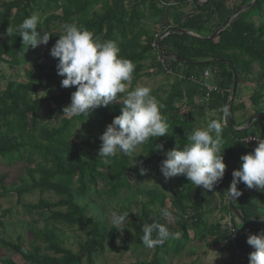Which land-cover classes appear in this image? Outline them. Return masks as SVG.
<instances>
[{
	"label": "trees",
	"instance_id": "trees-1",
	"mask_svg": "<svg viewBox=\"0 0 264 264\" xmlns=\"http://www.w3.org/2000/svg\"><path fill=\"white\" fill-rule=\"evenodd\" d=\"M253 1L208 0L199 5L196 0H162L164 4L160 6L158 0H151L149 5L147 0H133L127 8L125 0H65L63 5L60 0H45V6L42 8V0H10L1 5L0 63L15 68L36 62L37 47L29 46L26 49L16 28L23 19L37 12L42 14V23L38 24L37 30L41 35L47 32L50 41L54 38V26L76 23L102 40L115 41L120 48V55L134 65L149 57L151 53L154 54V73L163 74L174 81L166 105L171 111L168 135L151 138L137 149L140 150L142 166L146 170L153 164L160 168L167 150L177 144L182 148L187 142L186 134H191L194 128L192 114L201 115L203 118L205 108L220 111L227 107L233 91L232 69L237 76V88L240 83L248 80L255 66L261 72L258 82L264 80V23L255 27L249 22L253 17L263 16L264 0H258L239 20L231 23L217 37L208 39L193 36H199L202 32L213 34L222 27L216 23L218 17L225 13L234 14ZM192 2L195 6L193 14L180 16L175 26H168L160 35L152 38L153 40L142 44V40L148 37L147 30L139 27L142 20L148 17L161 19L172 13L179 14ZM230 3L232 9L229 7ZM98 7L101 8L100 11H96ZM59 11L62 13L55 14ZM10 26L13 29L11 37L7 35ZM161 38L160 51L154 45L158 47L157 43ZM159 57L162 63L158 60ZM57 64L58 58H53L52 71L49 74L43 72V67L37 64L36 75L29 74L30 82L26 85L7 82L5 92L0 94V161L11 165L25 158L40 160L44 165L39 172L40 179L35 180L31 175L35 180L32 186L12 190L13 194L17 195L19 200L23 195L33 192H39L41 195L54 194L59 199L57 203L47 204L45 200H40L41 208L48 205L51 222L69 228H80L88 239L85 243H80L79 251L74 253L64 247L63 241L52 227L46 226L40 232L43 248L36 246L26 249L21 241L14 244L1 239L0 243L4 249L19 257L21 264H95V257L107 252L114 253L120 249L124 253L131 251L140 255L153 249L152 260L141 264H167L171 255L180 254L184 246L191 241L189 232H192L195 238L214 237L210 247L217 246L226 238L232 247L243 250L244 255L251 253L244 227L237 225L229 204L225 206L224 211L231 215L234 234H231L229 229L221 232L218 227L208 228L205 220L208 209L215 206L217 200L223 202L227 198L225 193L233 179L232 173L240 167V157L245 154L241 152L242 148L248 151L240 143L241 139L254 135L264 136V117L255 121L248 130L236 129L238 125L235 114L240 107L243 108L236 104L237 88L230 110V120L225 117L226 125L223 126L221 134V151L226 164L222 180L209 191L200 186L196 187L184 178L185 188L176 192L172 199L174 211L178 213L175 216L176 229H172L163 216L151 209L159 197V192L141 189L139 191L145 195L147 203L141 206L139 214L129 213V218L126 219H129L128 226L120 229L107 227L103 222L89 216V205L80 204L78 200L89 197L100 184L103 186L104 195L109 199H117L123 192L132 191L134 186L129 176H136L132 159L123 155L107 159L99 157L100 144L97 141L82 142L89 151H68L69 143L78 128L82 131L85 125L94 128L111 123L114 117L121 114L120 106L113 104L100 107L93 110L89 116H72L71 119L58 120L60 122L53 128H47L53 116L65 114L63 108L71 102V94L76 90L75 86H61L64 77L57 74ZM170 71L183 74L185 79L178 80L168 74ZM206 71L211 72L209 83L220 91L211 93L208 98L205 88L189 81L191 76L201 78ZM42 91L47 93L45 98L40 97ZM263 97L261 94L253 96V106H259ZM184 100L185 108L189 109L188 115L176 106L177 102ZM204 101L207 103L204 104ZM251 118L253 116L247 119L245 125ZM160 144L163 145V151L156 149V145ZM2 188L5 189L3 186ZM238 190L242 193L249 188L244 183H239ZM263 201L264 192L250 194L234 201V207L248 225L250 235L264 231V214L258 208L259 202ZM152 222L165 224L171 232L178 233V237L151 249L145 247L141 241L142 225ZM153 235L155 236V233ZM240 263L247 262L241 260ZM0 264L18 263L0 258Z\"/></svg>",
	"mask_w": 264,
	"mask_h": 264
},
{
	"label": "rangeland",
	"instance_id": "rangeland-1",
	"mask_svg": "<svg viewBox=\"0 0 264 264\" xmlns=\"http://www.w3.org/2000/svg\"><path fill=\"white\" fill-rule=\"evenodd\" d=\"M10 0H0V12L1 5L4 2ZM207 0H196V2L203 3ZM238 2L240 0H237ZM45 0H42L44 8ZM127 8L130 7L133 0H125ZM151 0H147L149 5ZM60 4H65V0H60ZM200 5V4H199ZM230 9H232V3H230ZM195 6L192 3L183 9L179 14L172 13L168 17L155 19L146 18L140 22V26L147 30V38L145 37L142 44H145L152 38L154 39L161 32L165 31L168 26H175L176 20L179 18L190 16L194 13ZM247 10H241V8L234 14H223L217 18L216 23L218 26L230 25L231 23L239 20ZM62 12H55V14H61ZM41 16V12H37ZM44 16V15H43ZM181 16V17H180ZM44 19V18H43ZM249 22L255 27H259L264 23V14L262 17H253ZM227 26V27H228ZM54 31L53 40H49L47 45H39L37 47L36 62L30 63L26 66L11 68L7 64L0 63V94L2 95L6 90L7 82H12L19 85H26L30 82L28 78L29 74L36 75V65L40 64L43 67V72L49 74L52 70V60L53 57L50 55V49L55 44L59 34L61 32V27L54 26L52 28ZM215 33V32H214ZM213 33V34H214ZM213 34L202 32L198 37L209 38ZM152 39V40H153ZM155 56L151 53L149 57L141 60V62L135 64V70L132 77L131 84L127 85V90H132L137 86H147L151 88L152 95H154L160 103L163 104L161 113L169 125V118L171 111L168 109V95L171 91L173 84V79L169 80L165 75H156L154 73ZM210 72V71H209ZM211 75V72H210ZM261 75L258 67H254L252 75L248 77V80L240 83L237 88V99L236 103L239 108L238 112L235 114V119L238 127L246 128L247 119L250 116H256L257 113H264V97L259 106H253L251 98L257 94L264 96V80L258 82V78ZM211 78V76H210ZM257 82V84H256ZM44 86V85H42ZM41 98H45L47 93L41 92ZM231 98V97H230ZM122 95L117 96V100L109 103V105L117 104L120 106V113L123 102ZM206 104L207 101H204ZM242 104V105H240ZM108 105V106H109ZM177 107H180L183 113H188L189 109L186 107V100L176 103ZM245 106L247 108H245ZM205 115L202 118L201 115L193 116L194 128L205 127L208 122L213 119L224 120L225 116L223 110H210L205 108ZM71 115L56 114L51 119V123L47 124V128L55 127L58 122L63 119H71ZM60 120V121H58ZM226 121V119H225ZM56 124V125H55ZM248 124V123H247ZM91 128L89 125H85L84 130L78 128L75 132L74 137L69 143L68 151L80 152L82 150L89 151L88 147L82 145L84 141H97L101 145L99 137L106 130V126ZM226 123L223 124L225 126ZM241 149V147H240ZM242 153H249V150L242 148ZM136 154L139 155L135 157V163L132 159V168L135 174L129 176V180L134 186L133 190L130 192H123L117 199H109L103 193L102 184L99 185L97 190L91 192L90 196L87 198H79L78 203L89 205V216L103 222L107 227H117L111 224L112 214L123 213L130 210L128 213L139 214L141 206L147 203L145 195L141 194L139 190H156L159 192V197L155 200L154 205L151 209L158 215H161V209L168 208L172 213L170 218L163 217L164 220L170 225L172 229L177 227V218L175 217L178 213L174 211L172 206V199L176 192H181L185 188V176L178 175L176 177L165 180L162 175L160 168L156 165H152L149 170H146L142 166V160L140 156V150H136ZM34 158H25L24 160L18 161L17 163L7 164L5 161H0V240H6L11 243H17L21 241L26 249L31 247L41 246L42 237L40 232L46 227H52L59 238L63 241L64 247L73 251L74 253L79 251V244L85 243L88 239L86 233L80 228H69L67 226L56 225L50 220V212L47 204H54L59 201V199L52 193H46L41 195L39 192H33L28 195H23L19 200L17 195L13 194L12 190L19 189L21 187H30L35 182V180L40 179L41 166H44L40 160L33 161ZM141 168L146 171L142 174ZM30 171V172H29ZM35 180L32 178V176ZM5 187V189L2 188ZM11 192V193H10ZM214 197H217L215 195ZM40 200L46 201V207L41 208ZM20 201V203H19ZM230 199L227 197L225 201H216L215 206L208 209V213L205 215L207 227H218L220 231H227L231 223V215L224 211L227 204L230 205ZM258 203V202H257ZM258 208L261 209V213L264 214V201L259 202ZM162 216V215H161ZM234 217V215H233ZM235 218V217H234ZM236 219V218H235ZM128 220L121 226L120 229H125L128 226ZM237 225L241 223L236 219ZM240 227V231H241ZM244 231V229H243ZM222 233L220 234V236ZM191 241L184 246L183 251L173 256L171 255L167 260V264H241L242 262H247L249 264V259L246 254L244 255L243 250H238L236 247H232L229 241L225 238L222 243L217 246L210 247L209 244L212 243L214 237L206 238H195L192 232H189ZM234 249V250H233ZM153 249L146 250L143 254L132 253L128 251L126 253L122 252L120 249L114 253H105L104 255H97L95 257V264H141L143 262H150L153 257ZM0 258L10 259L15 263L21 264L20 258L17 257L12 251L6 250L2 247L0 243ZM247 260V261H246ZM86 264V262H84Z\"/></svg>",
	"mask_w": 264,
	"mask_h": 264
},
{
	"label": "clouds",
	"instance_id": "clouds-1",
	"mask_svg": "<svg viewBox=\"0 0 264 264\" xmlns=\"http://www.w3.org/2000/svg\"><path fill=\"white\" fill-rule=\"evenodd\" d=\"M42 23L37 13L23 19L16 32L22 38L26 49L30 46L47 45L50 36L37 30ZM7 35H13L10 26ZM50 55L58 58L57 74L64 77L61 86H75L71 94V102L63 108V113L71 116L87 115L122 95L121 114L114 117L99 137L102 142L98 151L101 158L123 155L134 160L139 156L136 150L151 138L168 135L169 125L161 113L164 107L152 95L151 88L137 86L127 90L131 84L134 64L120 55V48L115 41L102 40L93 32L76 23H65L61 26L59 38L50 49ZM224 116L228 109H223ZM225 120L213 119L205 127L195 128L186 134L187 142L181 148L176 147L165 152L166 158L161 161L160 171L165 180L183 175L196 187L213 190L225 175L221 147L222 129ZM257 146L253 151L240 157V167L232 173L233 179L225 195L234 200L242 193L238 184L244 183L247 188L259 187L264 190V138H255ZM163 151V145H156ZM146 170L141 168L143 174ZM163 217L170 218L168 208L161 209ZM129 218L128 212L113 213L111 224L121 226ZM141 241L149 249L163 244L169 239H176L178 233L171 232L165 224L159 222L142 225ZM155 233V236L153 235ZM247 244L254 248L249 253V264H264V231L252 234Z\"/></svg>",
	"mask_w": 264,
	"mask_h": 264
},
{
	"label": "water",
	"instance_id": "water-1",
	"mask_svg": "<svg viewBox=\"0 0 264 264\" xmlns=\"http://www.w3.org/2000/svg\"><path fill=\"white\" fill-rule=\"evenodd\" d=\"M199 1V0H198ZM208 1V0H207ZM206 1V2H207ZM258 0H254L251 4L247 5V6H244L241 8V10H249L251 7L254 6V4L257 2ZM206 2H203V3H199L200 5L206 3ZM228 25H224L222 26L219 30H217L212 36H210L208 39H211V38H215L217 37L222 31H224L226 28H227ZM191 35V34H189ZM194 37L196 38H200L198 36H195L193 35ZM161 41H162V38L159 40L158 42V49L161 51ZM231 66V65H230ZM232 72L234 74V82H233V91H232V96L229 100V103L227 105V109H228V114H227V117H228V120H230V110H231V106H232V103H233V100H234V95H235V91H236V88H237V76L234 72V70L232 69ZM264 117V114H260V115H256L254 116L253 118H251L249 121H248V124H247V127L246 128H242L240 129L239 131H244V130H248L255 121L259 120L260 118ZM264 192V190H262L261 188L259 187H255V188H251L247 191H244L242 192V194L234 199V200H231L230 201V210L232 212V214L234 215V217L239 220V222L241 223V225L244 227V232L246 234V237L248 238L250 236V230H249V227L248 225L246 224L245 220L243 219L241 213L234 207V201L237 200V199H240V198H243L245 196H248L250 194H255V193H262ZM250 250L251 252L254 251V248L252 246H250Z\"/></svg>",
	"mask_w": 264,
	"mask_h": 264
},
{
	"label": "built area",
	"instance_id": "built-area-1",
	"mask_svg": "<svg viewBox=\"0 0 264 264\" xmlns=\"http://www.w3.org/2000/svg\"><path fill=\"white\" fill-rule=\"evenodd\" d=\"M160 6L163 5L164 3L162 2V0H158ZM159 42V41H158ZM158 44V43H157ZM154 47L157 49L158 47H156V45H154ZM163 56V53L160 52ZM158 60L162 63V59L161 57L158 58ZM168 74L176 77L178 80H183L185 79V76L183 74H176L174 72H168ZM210 73L208 71H206L203 76L201 78H198V77H195V76H191L189 77V81L195 83V84H200L203 88L206 89V92H207V98L209 97V95L213 92H220L216 87L212 86L210 83H209V79H210ZM206 98V100H207ZM226 118H224L225 120ZM256 137L258 136H249V137H246V138H243L241 139V144L246 147L248 150H251L253 151V149L257 146V141H256ZM262 138H264V136H261ZM231 232V234H234L235 233V230H234V227L232 224L229 225V228H228Z\"/></svg>",
	"mask_w": 264,
	"mask_h": 264
},
{
	"label": "crops",
	"instance_id": "crops-1",
	"mask_svg": "<svg viewBox=\"0 0 264 264\" xmlns=\"http://www.w3.org/2000/svg\"><path fill=\"white\" fill-rule=\"evenodd\" d=\"M101 10V8L100 7H98L97 9H96V11H100ZM237 104V103H236ZM245 108H247L246 106H245ZM240 129H242V128H240ZM240 129H238V130H240Z\"/></svg>",
	"mask_w": 264,
	"mask_h": 264
}]
</instances>
